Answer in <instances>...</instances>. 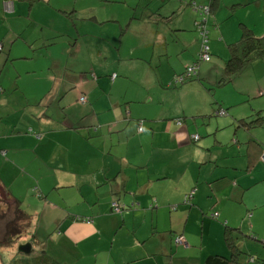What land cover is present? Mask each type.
Masks as SVG:
<instances>
[{
	"label": "crops",
	"instance_id": "1",
	"mask_svg": "<svg viewBox=\"0 0 264 264\" xmlns=\"http://www.w3.org/2000/svg\"><path fill=\"white\" fill-rule=\"evenodd\" d=\"M132 1L0 0V193L14 206L0 208V230L15 200L27 228L0 264H204L230 258L229 233L242 250L264 244L262 109H224L205 65L198 82H172L200 51L192 2L209 7L208 37L229 58L245 30L264 36V0H140L138 19L111 8ZM223 8L238 13L231 34ZM209 48L226 58L221 42ZM228 83L239 103L264 95V56ZM219 108L227 118L207 119Z\"/></svg>",
	"mask_w": 264,
	"mask_h": 264
},
{
	"label": "rangeland",
	"instance_id": "2",
	"mask_svg": "<svg viewBox=\"0 0 264 264\" xmlns=\"http://www.w3.org/2000/svg\"><path fill=\"white\" fill-rule=\"evenodd\" d=\"M139 1L140 0H133L131 2L132 5L130 4L129 8H127V9L122 8L123 7L122 4L120 5V4H117V3H115V5L113 4L114 6H112L111 8L115 9V11H118V9L119 10L123 9V10L129 11L130 13H135L136 18L138 19V17L142 14L143 10L146 8V6L144 5L145 2H140L137 5V2H139ZM137 6H138V8H137ZM189 7L191 8L192 12H194V14H196V16H197V12H195L192 9L191 6H189ZM222 11H225V12H223V16H224V31L226 29L231 30L229 32L231 34L232 31L234 30V25H235V28H236V26L238 24V21L236 20V17L238 16V13L236 11L235 12L234 11L230 12V9H227V8L226 9L223 8ZM229 13H231V15H229ZM199 20H200V17H199ZM134 23H137V22L134 21ZM229 25H231L233 29H231V27ZM217 27L218 26L215 25V28H212V29H217ZM196 31H197V34H199L197 29H196ZM209 32H210V30H209ZM126 35L127 36H129V35L131 36L130 32H127ZM209 37H210V39H209V43L210 44L209 45H211L213 40H215L216 43H220L221 42V48L224 47V58H225L226 54H227V51H228L227 45L225 43V40H224V42H222V39H221L220 35H218L215 39L212 38L211 35ZM134 39H135V37H134ZM134 39L133 38L132 39L131 38L130 39L126 38L125 42H129L130 43V42L134 41ZM142 43H143V45L141 46V49L144 51V49H145L144 48V42L142 41ZM200 47H201V45H200ZM210 53H211L210 62H201L200 63V67L202 66L201 68H203L204 65H205L206 67H205L204 70L208 71V69H210V71H211L210 74H212V71H214V74L218 73V75L215 78L216 81H217L216 84L214 85V83H215V81H214L212 84H208V86L206 85L208 88H210L209 93L211 95V98H213V100H216V99L219 100L218 104H221V106H223L224 109H227V111L231 110V107L229 106V104H238V105H236L234 107L235 110H237L238 112H242L243 113V112L248 111L249 109H252V111L254 110L253 111V113H254V112L258 111L257 108H259V109H262V114L264 115V95H261L260 97H258L256 99H251L250 101L248 100L247 103H239L240 96L237 95V93L235 91V88L233 86V83H225L224 82L225 83L224 84V83H220L219 82L221 77L224 76L223 67L225 65V62L229 58L228 57H226L225 59H223L222 57L220 58V56L216 55L213 51H210ZM199 54H200V51H199L196 59H198ZM131 65L132 64H130V66ZM144 65H145V67L148 66V64L146 65V64H142L140 62L137 64V68L133 69L134 70L133 73L135 74L133 76L134 79L131 80V81L127 80V82L123 85V86H125V88H130L129 90H131V91H132V89H137L138 81H140V79L142 78L143 74H145L142 71ZM217 66L219 67L218 68L219 72H216ZM220 67L222 68L221 71L219 70ZM247 71H249V70H247ZM141 73H143V74H141ZM241 75H244V74H241ZM194 82H198L195 77L193 78L192 81H190V82L187 81L186 83H188V84H183V85H181V87L187 86V85H189V83L192 84ZM177 88H180V87H177ZM195 95H197V94H195ZM213 100H212V102L214 103ZM182 101H184L182 103H183V105H186L185 108L187 110H188V106L187 105H191V104H196L197 103V102H194L193 100H190L188 98H184V99L182 98ZM218 104H216V105H218ZM208 117H210V116H208ZM225 118H227V117L226 116H218L217 118H215V117L211 118L210 117V118H207V119H212V121H215L216 119H225ZM201 128H203V127L201 126ZM255 131H258L261 135H264L263 134L264 133V122H263V126L261 128L257 127V129L256 128L254 129L253 134H254ZM262 137H264V136H262ZM262 155H264V153ZM1 207H4V209H6V210L9 207L10 211H12V209H13V205L9 204V202H6V198L4 196H1V193H0V208ZM251 241L252 242H249L247 245H244L242 247L244 249V250H242L243 253H245V255H248V256H254V257L258 258V259H264V244L262 242H260L261 240H258V241L251 240ZM20 242H21L20 244L22 245V241H20ZM4 257H5V261H6L7 260L6 255H4ZM4 257L1 258L2 261L4 260ZM5 264H12V263H10V261H7V262H5Z\"/></svg>",
	"mask_w": 264,
	"mask_h": 264
},
{
	"label": "trees",
	"instance_id": "3",
	"mask_svg": "<svg viewBox=\"0 0 264 264\" xmlns=\"http://www.w3.org/2000/svg\"><path fill=\"white\" fill-rule=\"evenodd\" d=\"M208 45H209V37H208ZM262 56H264V36L257 37L252 33L251 30L249 29L245 30L242 33L239 42L230 46V56L225 63V69H224L225 76L221 77L219 82L228 83L234 76H236L245 67H247V65L253 62L255 59ZM210 57H211V53H210ZM196 62H198V59H196L194 64ZM198 64L200 65V63ZM199 65L195 70V74H192L190 76H185L184 78L185 82L189 81L190 79H192V77L197 75L199 70ZM184 73L185 71L182 74ZM221 112H223V114H221ZM214 115L225 116L226 111L223 108H219L217 111L214 112ZM14 203H15V216L9 218V216L7 215L5 217V226L3 229L0 230V247L12 246V244L17 240V237L21 236L22 233H25L27 229L26 224L23 223V221H21L26 217L25 213L23 212V209L19 206V201L15 200ZM226 242L231 251L230 258L227 259L220 256H208L204 264H264V259H258L254 256L245 255L242 249L239 248V245H237L238 241L235 240V237H233L230 233L226 236ZM46 258L48 257L46 256L38 257V259H36L34 263L31 262V264H44V259ZM18 261L19 260L14 261L12 262V264H19ZM30 261L31 260L29 259L27 260V262H24L23 264H30Z\"/></svg>",
	"mask_w": 264,
	"mask_h": 264
},
{
	"label": "built area",
	"instance_id": "4",
	"mask_svg": "<svg viewBox=\"0 0 264 264\" xmlns=\"http://www.w3.org/2000/svg\"><path fill=\"white\" fill-rule=\"evenodd\" d=\"M191 7H192V9L195 12L199 13V15L202 16V18H200V21H198V23H197V29H198V31L200 33V37H201L200 54H199L198 62H196L197 64L196 63L195 64L193 63L191 66H189L185 70V73L184 74L179 75L177 77H174V80H173V83L174 84H179V83L184 82L185 76H190L192 74H195V70H196V68L199 65L198 63L208 62L210 60V58H211L210 57V49H209V45H208V31H207L206 25H205V18H203V15L208 14L209 7H207V6H204V7L197 6L195 2H192L191 3ZM115 77H116V74L115 73L112 74V79H114ZM85 100L86 99H85L84 96H81L79 98V101L82 102V103H84ZM221 114H223V112H221ZM137 131L138 132H141L142 131L141 124H139ZM191 138L194 141H197L199 139V136L198 135H192ZM262 158L264 159V155H263ZM192 194L193 193H190L189 195L186 196V202H188L191 199ZM111 206H112V210L114 212H120L123 209V206L122 205H119L118 202H116V201H113L111 203ZM211 217L216 218L217 217V213L212 214ZM175 243L177 245H184V240L181 237H177V238H175Z\"/></svg>",
	"mask_w": 264,
	"mask_h": 264
}]
</instances>
